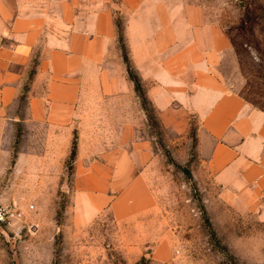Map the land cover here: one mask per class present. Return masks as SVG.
Here are the masks:
<instances>
[{
  "label": "rangeland",
  "instance_id": "rangeland-1",
  "mask_svg": "<svg viewBox=\"0 0 264 264\" xmlns=\"http://www.w3.org/2000/svg\"><path fill=\"white\" fill-rule=\"evenodd\" d=\"M153 1L217 27L228 44L217 67L225 90L264 111V0ZM124 24L117 14L138 113L109 98L61 133L59 156L57 133L24 121L30 72L13 104L0 103V207L22 212L0 222V264H264V196L228 201L199 158L201 115L186 99L165 114L153 105Z\"/></svg>",
  "mask_w": 264,
  "mask_h": 264
},
{
  "label": "crops",
  "instance_id": "crops-1",
  "mask_svg": "<svg viewBox=\"0 0 264 264\" xmlns=\"http://www.w3.org/2000/svg\"><path fill=\"white\" fill-rule=\"evenodd\" d=\"M117 14L125 18L129 56L153 105L165 114L186 99L201 115L199 158L228 201L264 196V111L225 90L217 67L228 44L186 8L171 13L153 0H0L2 108L23 93L30 72L24 121L57 133L59 156L68 149L61 133L72 131L77 117L100 112L109 98L138 113L118 53Z\"/></svg>",
  "mask_w": 264,
  "mask_h": 264
},
{
  "label": "built area",
  "instance_id": "built-area-1",
  "mask_svg": "<svg viewBox=\"0 0 264 264\" xmlns=\"http://www.w3.org/2000/svg\"><path fill=\"white\" fill-rule=\"evenodd\" d=\"M22 212L8 207H0V222L9 221L13 217H21Z\"/></svg>",
  "mask_w": 264,
  "mask_h": 264
},
{
  "label": "trees",
  "instance_id": "trees-1",
  "mask_svg": "<svg viewBox=\"0 0 264 264\" xmlns=\"http://www.w3.org/2000/svg\"><path fill=\"white\" fill-rule=\"evenodd\" d=\"M123 59H124L125 63L127 64V67L129 68V75H130L131 79L133 80V82L135 83V89L138 92H141V87H140L139 81L137 80V78L133 74V72L130 71L129 58H128L126 53L123 54Z\"/></svg>",
  "mask_w": 264,
  "mask_h": 264
}]
</instances>
